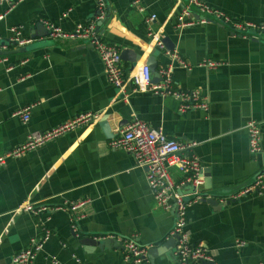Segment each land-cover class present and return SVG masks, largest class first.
Listing matches in <instances>:
<instances>
[{
    "label": "crops",
    "instance_id": "1",
    "mask_svg": "<svg viewBox=\"0 0 264 264\" xmlns=\"http://www.w3.org/2000/svg\"><path fill=\"white\" fill-rule=\"evenodd\" d=\"M134 1L102 0L103 13L96 0H25L13 8L0 2V52L5 53L0 56V157L25 144L30 134L82 114L97 116L91 125L8 160L0 169V264H12L42 229L51 235L34 264H125L119 246L100 251L80 245L87 238L113 237H134L139 246L156 250L149 264H179L173 245L163 247L176 221L174 211L155 206L146 168L110 148L111 140L99 126L104 116L116 136L137 118L161 129L168 139L195 144L191 153L205 175L200 192L205 181L213 190L237 192L264 168V34H235L213 22L179 30L176 21L185 0H138L135 7ZM201 1L233 20L264 26V0ZM152 16L155 19L147 23ZM89 24L120 54L129 50L140 56L133 68L121 60L122 89L106 81L89 43L56 42L47 33V25L72 32ZM11 29L31 42L26 53L9 54L18 49ZM164 40L172 51L166 50ZM167 54H176L191 70L179 67ZM148 58L155 60L158 73L171 69L172 87L198 93L208 110L180 114L173 98L142 92L138 76ZM205 61L219 67H198ZM26 108L30 120L23 124L13 114ZM249 121L262 130L259 156L249 153L244 129ZM170 174L176 185L186 178L177 169ZM187 190L181 194L188 205L184 232L192 246H201L212 258L191 264H264V195L250 193L214 209L197 200L188 202ZM80 201L87 204L78 212L83 217L74 231L73 217L52 209ZM26 203L48 211L26 214L21 210ZM239 243L244 246L238 248Z\"/></svg>",
    "mask_w": 264,
    "mask_h": 264
},
{
    "label": "built area",
    "instance_id": "2",
    "mask_svg": "<svg viewBox=\"0 0 264 264\" xmlns=\"http://www.w3.org/2000/svg\"><path fill=\"white\" fill-rule=\"evenodd\" d=\"M25 0H0L13 8ZM101 13H103L102 0H96ZM185 5L176 21L177 29H184L197 24L204 25L213 22L222 27L228 28L235 34H244L253 32L254 35L264 34V26L254 25L250 22L233 20L220 10H216L201 0H186ZM138 5V0L133 2V6ZM193 8V10L191 9ZM194 14L196 18H194ZM3 16H0V21ZM155 19L152 16L147 23ZM49 38L53 41H83L89 43L96 51L103 67L106 81L116 89H122L124 79L120 69L121 59L120 52L113 46L103 42L97 35L95 25L78 27L72 32H64L58 28L47 25ZM13 36V44L18 48L26 47L31 42L23 40L21 34L16 29L10 30ZM158 46L162 48V44ZM177 63V65L185 70H191V67L179 58L176 54H167ZM198 67L209 70H215L219 64L212 61H205ZM172 71L169 68L161 69L159 75L161 77L160 84L151 85V74L149 69L142 67L138 76V87L142 92H151L160 97H171L178 103V112L185 114L188 111H204L208 110V104L201 101L198 93L180 92L172 87ZM13 117L19 118L23 124H27L30 120V109L26 108L17 111ZM97 119L96 115L86 113L82 114L72 121L61 126L39 133L30 134L25 144L19 148L8 152L5 156L0 157V169L3 168L8 160H17L25 156L27 153L34 151L66 134L91 125ZM245 132L248 136V149L251 156L261 153V132L260 125L255 121L246 123ZM195 144L183 145L180 142L168 139L161 129H152L146 123L137 118H133L130 123L122 129L119 134L110 141V148L115 151H122L129 154L137 167L146 168V181L151 192L155 206L165 212L174 211L176 221L170 231V238L177 237L175 246V257L179 264L191 263H209L212 262L211 256L201 246H192L184 232L185 228V211L187 203L178 192L188 186L200 188L202 185L201 172L202 166L199 160L191 153ZM171 169H177L180 173L186 175L185 180L180 184L173 182L170 174ZM250 193L264 195V176H259L255 183L233 197L238 200L242 196ZM87 201H80L62 208L52 210L63 211L70 214L73 218L72 229L76 230V223L82 219V215L78 212L83 209ZM21 210L29 215L37 216L48 211L46 208H39L31 204H24ZM51 233L42 229L40 237L32 240L30 245L18 252L12 259V264H34L35 258L42 251L43 246L49 240ZM109 238V237H108ZM101 238L98 240H105ZM116 239L122 243L123 262L125 264H149L148 249L139 246L135 238ZM243 243L237 244V247H243Z\"/></svg>",
    "mask_w": 264,
    "mask_h": 264
},
{
    "label": "water",
    "instance_id": "3",
    "mask_svg": "<svg viewBox=\"0 0 264 264\" xmlns=\"http://www.w3.org/2000/svg\"><path fill=\"white\" fill-rule=\"evenodd\" d=\"M185 4L187 5V1L185 0ZM193 10V8H191ZM98 16L100 17V13L98 12ZM109 18V16L107 15V17L103 20L101 19L100 24H102L103 22H105L107 19ZM100 24H98V26H100ZM220 26V25H219ZM222 27V26H221ZM49 34V32H47ZM162 44L165 46L166 50L168 52L172 51V46H170V43L168 40H164L162 41ZM1 45V44H0ZM3 45V44H2ZM28 48H18L16 50H14V52H11L9 54H23L27 52ZM5 53L4 52H0V56H4ZM120 59L122 61H128L131 64V67L133 68L135 66V64H137L138 60L140 59V56H137L136 54L132 53L129 50H123L120 54ZM149 69V72L151 74V84H158L161 82V77L157 71V65L155 63V60L153 58H148L146 60V62L144 63V66ZM99 126L104 134V136L106 137V139L112 140L116 137V135H114L112 133V129L110 128V125L108 124V115L104 116L100 121H99ZM123 126L122 123H120L117 126V129H121ZM260 132H261V143H262V130L260 127ZM261 154V153H260ZM259 154V155H260ZM258 155V156H259ZM257 158V157H256ZM262 167H264V157H262ZM259 176H264V168H261L252 178V181L250 184H248L247 186H245L242 190L239 191H233V190H221V189H216L213 190L211 188V186H207L206 184L208 183L207 181L204 182V186H205V190L204 192H200L199 188H194V186L188 185L184 188V190L188 189L187 191L189 192L190 196L188 202H192L194 200H197L198 202H204L209 204L212 208L214 209H222V207L224 205L228 206L231 203H234V199L233 197L237 196L238 193L246 190L247 188L251 187L256 179ZM205 177V175L202 174L201 172V178ZM183 190V191H184ZM183 191H179L178 194L181 195L182 193H184ZM221 199H227L226 202L223 204L220 202ZM177 237H171L167 242H165L164 244V249L168 250L170 247L175 248L176 243H177ZM80 245L85 246V247H92L93 249H98L100 251L105 250V249H110L113 248L115 246H119L120 248H122V243L119 242L118 240H114V239H105L103 241H96L94 239H83L80 242ZM156 253V250L154 249H150L148 251V255L147 258L148 260H151V256H154V254Z\"/></svg>",
    "mask_w": 264,
    "mask_h": 264
}]
</instances>
